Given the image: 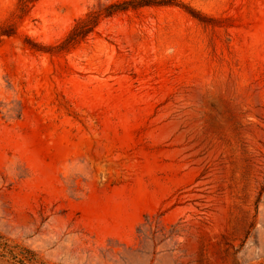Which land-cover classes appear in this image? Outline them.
I'll use <instances>...</instances> for the list:
<instances>
[{
	"label": "rangeland",
	"instance_id": "374dc122",
	"mask_svg": "<svg viewBox=\"0 0 264 264\" xmlns=\"http://www.w3.org/2000/svg\"><path fill=\"white\" fill-rule=\"evenodd\" d=\"M119 1L0 0V264H264V0Z\"/></svg>",
	"mask_w": 264,
	"mask_h": 264
},
{
	"label": "trees",
	"instance_id": "16d2710c",
	"mask_svg": "<svg viewBox=\"0 0 264 264\" xmlns=\"http://www.w3.org/2000/svg\"><path fill=\"white\" fill-rule=\"evenodd\" d=\"M39 0H19L18 4V16L26 14L30 7L37 3ZM180 3L177 0H122L119 2L111 3L105 6L100 11L91 10L87 12L83 17L77 19L71 31L66 38L57 45H42L28 39L29 47L32 51L40 53L58 54L63 52H70L77 46L84 43L89 36H91L95 30L99 27L104 19L113 17L118 13L128 11L129 9L137 10L149 7H161V6H179ZM189 15L205 22V17L199 11L192 9L191 7H184ZM16 30L13 25H1L0 37H11L16 35ZM2 237L0 236V249L2 248ZM29 252V251H28Z\"/></svg>",
	"mask_w": 264,
	"mask_h": 264
}]
</instances>
